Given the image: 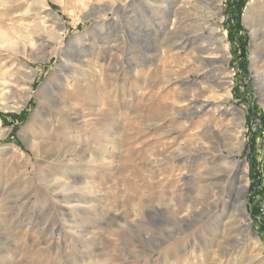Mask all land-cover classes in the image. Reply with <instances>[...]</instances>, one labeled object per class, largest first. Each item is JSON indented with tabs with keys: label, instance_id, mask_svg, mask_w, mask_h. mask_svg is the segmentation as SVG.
<instances>
[{
	"label": "rangeland",
	"instance_id": "374dc122",
	"mask_svg": "<svg viewBox=\"0 0 264 264\" xmlns=\"http://www.w3.org/2000/svg\"><path fill=\"white\" fill-rule=\"evenodd\" d=\"M203 2L0 0V264H264V0Z\"/></svg>",
	"mask_w": 264,
	"mask_h": 264
},
{
	"label": "bare ground",
	"instance_id": "6f19581e",
	"mask_svg": "<svg viewBox=\"0 0 264 264\" xmlns=\"http://www.w3.org/2000/svg\"><path fill=\"white\" fill-rule=\"evenodd\" d=\"M196 1V0H195ZM202 3H204L203 2V0H197V5L199 4V6L202 4ZM204 5V4H203ZM202 6V5H201ZM202 7H204V6H202ZM253 23H256V21L254 22L253 21ZM252 26H257V29H258V31L259 32H261L263 35H264V30H263V28H262V26L260 25V24H252ZM211 32H212V37H213V34L216 32V31H214V30H211ZM192 37V36H191ZM263 38H264V36H263ZM189 40V39H188ZM188 40H186L184 43H183V45L184 44H187V43H189V41ZM184 41V40H183ZM191 42V41H190ZM218 42H220L221 44H223V42H224V38H221V39H219L218 40ZM221 47V53L220 54H222V56L223 57H225L226 58V50H225V47L224 46H220ZM200 59H202L203 60V58H200ZM223 59V58H222ZM75 61V60H74ZM206 61V60H205ZM220 61V60H219ZM76 62L79 64V65H81L82 67H88V65H86V61L83 59H80V60H76ZM72 63V62H71ZM77 65V64H76ZM212 65V64H211ZM76 68V67H75ZM69 69L72 71V70H74L73 69V67L72 66H69ZM75 76V75H74ZM48 100L50 101V102H53L54 103V105L56 106V107H58V108H61V109H66V111H67V109L68 110H71V112H72V110L73 111H76V110H74V108L75 107H73V106H71V105H69L68 104V102L65 100V99H62V98H60V96L59 97H57L56 95H52V96H49L48 97ZM200 109H202V107L200 108ZM198 111L197 110H195L194 111V113H192L191 115H188L189 116V118L192 116V115H194V114H196ZM73 114H75V113H73ZM76 115V114H75ZM78 115V114H77ZM76 115V116H77ZM185 116V115H184ZM190 120V119H189ZM186 144V143H185ZM184 144V145H185ZM188 144H190V143H188ZM154 146V151L155 152H157V150H156V143H154L153 144ZM186 146V145H185ZM188 147V146H187ZM161 151V150H160ZM203 150H201V152H202ZM158 153V152H157ZM156 153V154H157ZM153 154V153H152ZM81 155H83V157H84V159L87 157V156H85L84 154H81ZM155 155V154H154ZM205 159V158H204ZM211 160V159H210ZM209 162V161H208ZM205 163H206V161H205ZM77 165V164H76ZM233 165H237L236 167L239 169V166H238V162H235V161H227V162H222V163H215L214 164V166H212V167H204L203 168V170L202 171H198L197 172V175H199V176H207L208 175V172L210 171V170H213V172H211V173H214L215 175L216 174H218V176L215 178V183H213L214 184V187H213V189L216 191L215 192V194L216 193H218V194H221L222 195V193L224 192V190H228L229 191V193H231L232 195H233V197H234V200H236L235 202H237V203H239V207H240V210L242 211V209H243V207H244V204H243V201H242V199H243V196H244V194H245V192H246V184H245V176H246V172H245V170L243 169H241V174H242V176H241V178L240 177H238V175H230L229 173H227V171H225V168L227 169L228 167L230 168V167H232ZM208 166V165H207ZM231 169V168H230ZM154 170V169H153ZM207 171V172H206ZM155 174V173H154ZM210 174V173H209ZM212 175V174H211ZM190 176V175H189ZM231 181H233V182H231ZM231 182V184L233 183L234 185L231 187H229V183ZM155 184V183H154ZM211 184V183H210ZM66 185H67V183H66ZM213 190V191H214ZM226 193H228V192H226ZM203 196V195H202ZM218 196V195H217ZM228 196V195H227Z\"/></svg>",
	"mask_w": 264,
	"mask_h": 264
},
{
	"label": "trees",
	"instance_id": "16d2710c",
	"mask_svg": "<svg viewBox=\"0 0 264 264\" xmlns=\"http://www.w3.org/2000/svg\"><path fill=\"white\" fill-rule=\"evenodd\" d=\"M246 1H248V0H234V3H233V25H232V27H233V32L235 34H237L239 32H243V28H242L241 20H240V14H241L243 7L245 6ZM230 35H231V31H230ZM241 58L243 59V61L245 60V52L244 51L242 52ZM244 68H245V65H243V69ZM14 117H16V116H14ZM262 126H264L263 121H262ZM252 211L254 212L252 214L253 218H257L260 215V211L258 208L256 209V208L252 207ZM260 226H261V229L264 231V224L262 222H260Z\"/></svg>",
	"mask_w": 264,
	"mask_h": 264
}]
</instances>
